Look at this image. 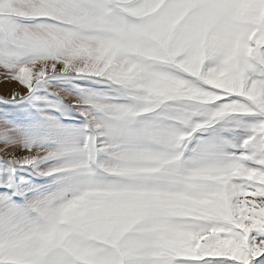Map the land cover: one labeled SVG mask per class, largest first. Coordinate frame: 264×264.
<instances>
[{
  "label": "snow or ice",
  "instance_id": "snow-or-ice-1",
  "mask_svg": "<svg viewBox=\"0 0 264 264\" xmlns=\"http://www.w3.org/2000/svg\"><path fill=\"white\" fill-rule=\"evenodd\" d=\"M0 264H264V0H0Z\"/></svg>",
  "mask_w": 264,
  "mask_h": 264
},
{
  "label": "rangeland",
  "instance_id": "rangeland-1",
  "mask_svg": "<svg viewBox=\"0 0 264 264\" xmlns=\"http://www.w3.org/2000/svg\"><path fill=\"white\" fill-rule=\"evenodd\" d=\"M11 89H19V85L15 83H0V95L7 94Z\"/></svg>",
  "mask_w": 264,
  "mask_h": 264
}]
</instances>
